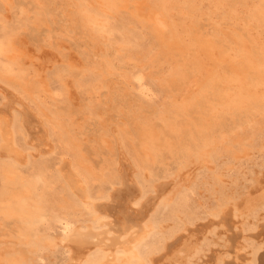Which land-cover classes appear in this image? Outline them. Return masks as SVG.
Returning a JSON list of instances; mask_svg holds the SVG:
<instances>
[{
    "label": "rangeland",
    "instance_id": "1",
    "mask_svg": "<svg viewBox=\"0 0 264 264\" xmlns=\"http://www.w3.org/2000/svg\"><path fill=\"white\" fill-rule=\"evenodd\" d=\"M28 114L27 134L19 118ZM0 122V149L11 153L0 157V190L9 189L0 200L1 255L35 228L51 225L58 236L66 217L83 233L114 237L115 217L95 221L84 202L122 198L114 193L125 165L143 202L182 172L194 191L207 176L240 170L244 192L249 162L264 159V0H0ZM207 149L212 156L196 160ZM187 195L188 228L209 226L197 262L210 264L230 233L219 218L197 215ZM160 207L157 222L179 214ZM256 223L241 255L264 244V219ZM64 253L59 246L43 264H65Z\"/></svg>",
    "mask_w": 264,
    "mask_h": 264
},
{
    "label": "bare ground",
    "instance_id": "2",
    "mask_svg": "<svg viewBox=\"0 0 264 264\" xmlns=\"http://www.w3.org/2000/svg\"><path fill=\"white\" fill-rule=\"evenodd\" d=\"M145 90L146 89H144V91ZM142 92L143 91H141V93ZM221 94L222 93L217 94L218 101H223L224 94L223 95ZM243 98L242 100H244V102H246L248 98L250 99V97L246 99ZM12 106L13 105L11 103H8L7 105L4 106L5 108L4 110L7 111L9 108L11 109ZM9 111L10 110H8L7 112ZM26 116L27 117L25 116L23 117L21 115L20 116L21 118H19V124H20L19 126L22 133H27L26 131L30 132L35 126L33 121L31 120L32 118L31 117L29 118V114ZM0 123L2 124V122ZM1 124H0V128H2ZM2 129L1 132H3ZM32 134L29 136L31 137ZM1 135H2L1 137L3 138L2 140L4 141L3 133ZM250 146H251L250 148L251 151H253L254 153L261 151L260 149H258L259 145H257V143L256 144L252 143L250 144ZM7 149L6 147L4 148V146H1L0 157L4 158L5 155H9V154L11 155V153H9ZM236 150L237 149H234L232 151L233 159L240 158ZM207 152H212V151L208 149L205 150L204 152L201 153V155H198L196 157V160L199 161L204 159L205 156H212L211 153H207ZM247 153L248 151H246V156H248ZM234 154H237L238 157L234 156ZM244 155L245 153L242 156L243 158ZM18 160L17 161L15 160V162L19 163ZM250 160L251 158L248 159L247 161ZM249 163H251L254 166V168L251 171H249L250 182L249 185H246L244 187L245 190L244 192H239L240 186L243 185L239 183L240 178L242 177L241 175L242 172H240V170H237L235 177L231 179H229V176L231 175V173L229 172L217 173L211 176H207L205 178L206 180L202 182V184H199L200 190L194 189V191H193V187L191 186L193 184L191 185L183 184L185 183L184 181L186 179L182 178L183 176L182 174L183 172H182L181 173L182 175L181 174L180 176L178 175L179 176L178 178L176 177V179L174 178L173 180L171 179V181L169 180V182L155 186L153 196L149 197L150 199L147 198L148 200L146 202L144 201L145 203L142 201L144 198L143 197L144 192L142 188L138 184L134 183V181L132 182L130 176H132L133 173L131 174L129 172L131 168L128 170V167L125 165L123 166V169L121 168L122 170H120L121 178H122L121 181H122V185L124 186L121 189L117 190L118 191L117 193H114L116 196H121L122 198L119 197L120 199L114 200L113 199L114 195H112L111 203L109 202L100 205L97 204L96 206L93 202H86V201L84 202L85 208L90 212L89 214L92 215L95 221H98L99 219L107 220V219H111L112 217H115L112 227L110 226L114 232V234L112 233L110 235H113L114 237L110 238L107 235L109 234L108 232L96 234L90 231L88 233H83L82 229L84 228L82 225H80L79 220L70 219L67 217L60 218L57 220L58 221L57 223H61L60 229L62 230L58 236L55 234L56 232H54L53 226L51 225L45 226L44 231H39L37 228L31 231L34 227L30 226L31 229L30 227L28 228L30 229L31 232L29 231L30 232L29 234H27L26 232L27 235L24 234L22 235V240L18 244V248L8 250L6 255L0 254V264L2 263L43 264V261H45L46 258L50 259L49 257L52 256V254L59 246L65 250L66 253L64 254H67L66 257L67 261L65 264H198L197 261L201 258V256H203V253L205 251L204 244H206L207 242L206 245L207 246L210 245L209 236L208 237L205 236L207 230L209 229V226H206V230H205L206 232L204 233L203 230L200 228L196 230L195 229L192 230V228L191 229L188 228V226L191 225L193 220L190 210L186 209L187 201L189 197L187 193L189 191L190 194L194 195L193 196L195 198L194 207L196 209L195 213H197V215L219 218L220 221L218 220L219 222L217 221L215 225L219 223L221 224L220 225L221 228L223 227V229H225L223 232L221 230L222 234L223 233L231 234L232 232V235L230 234L228 236L226 235V239L228 243H230V245L228 246L227 244H225L226 250H223L224 251L222 253L223 256H217V255L212 256V258H210V264H264V251H262L264 249V244L263 246L260 245V247L252 248V252L250 251L251 252L250 257L248 255L246 256L240 254V251L246 247V245H244V242L246 241L247 236L246 234H244V232L249 231L255 225L257 228V226L259 225H257V223L255 224V220H257L258 218L264 219V159L261 160V163L259 162V164L256 163L254 160L250 161ZM258 165L259 167H257L256 169L255 166ZM199 166H197V168ZM207 167L209 166L207 165ZM15 168L17 167L12 166L11 168H9V170L12 169L14 170L13 172H15L17 170ZM188 170L191 171L190 169ZM185 173L186 172H184V174ZM192 173L193 172H191V174ZM175 176L176 175H174V177ZM6 179L8 180V178ZM134 179L135 178H133V180ZM20 182L18 180L17 182L16 181L13 182V184L19 185ZM23 183L25 184V182ZM69 184H73V182L72 183L70 182ZM70 188L72 189V187ZM8 193H9V189L7 186H5L2 191L0 190V200L3 199V197L6 196ZM74 193L75 191L73 190L72 192L73 196ZM125 195H126V200H125ZM109 199L110 196L108 200ZM138 206L140 208H136ZM160 206H162L164 209L167 210L171 209L170 211L172 213L177 211L179 212V214L173 215L171 219L157 222L156 219H154V214L156 212V209H158ZM25 218H27V216H25ZM105 225H109V224H105ZM262 225L264 229V224ZM212 226L214 227V225ZM234 229H240L241 232L238 230L239 231L238 233L234 231ZM197 233L198 234L201 233L200 235L203 234L202 237H198ZM248 234L250 233L248 232ZM222 238L223 237L221 236V239ZM254 239H256V237ZM251 240H249L248 245L252 244L250 243ZM261 241L264 242V238ZM216 242L218 241L216 240ZM61 254H63V252Z\"/></svg>",
    "mask_w": 264,
    "mask_h": 264
}]
</instances>
